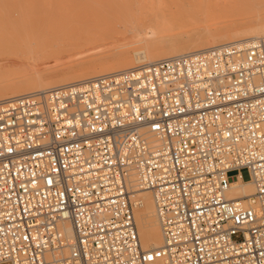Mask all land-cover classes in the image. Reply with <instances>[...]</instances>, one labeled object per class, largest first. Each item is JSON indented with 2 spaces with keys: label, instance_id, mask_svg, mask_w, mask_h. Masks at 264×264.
I'll list each match as a JSON object with an SVG mask.
<instances>
[{
  "label": "built area",
  "instance_id": "1",
  "mask_svg": "<svg viewBox=\"0 0 264 264\" xmlns=\"http://www.w3.org/2000/svg\"><path fill=\"white\" fill-rule=\"evenodd\" d=\"M0 264H264V35L0 100Z\"/></svg>",
  "mask_w": 264,
  "mask_h": 264
},
{
  "label": "rangeland",
  "instance_id": "2",
  "mask_svg": "<svg viewBox=\"0 0 264 264\" xmlns=\"http://www.w3.org/2000/svg\"><path fill=\"white\" fill-rule=\"evenodd\" d=\"M113 1L114 0H80L76 3L74 0H0V83L6 80L18 82V80L21 81L26 79L32 72V70L30 71L24 67L26 62H29L31 54L32 56L36 55V60H39L38 63L36 61L38 64L37 71L44 81L50 79L59 80L63 78V76L69 77L70 74L71 76L80 74L82 72L81 67L98 64L97 62L93 63V60L98 61L101 59L102 63L105 65L113 64L115 62V51H113L112 47L129 38V36L133 40L140 39L139 36L142 34L147 39H151L150 37L160 38L161 36L172 35V33L178 32L180 28L185 26H187V32L189 34L199 30L202 25L215 23L213 25L214 27L229 23L226 19L225 22H223L224 19L209 21V18H213L209 17L211 14L209 11L214 10L213 6L200 3V0H195L198 2L196 8L193 6L195 9L193 10V8H190L192 10L189 9V11L188 7L184 6V4H193V0H162V2L161 0H129L130 2L127 0L126 4L130 5L128 6L129 8H124L127 5L122 8V5L117 7L118 4H121L120 1L115 0L117 6L113 4ZM116 2H118V4ZM91 3L95 4L96 8L93 5L90 6ZM174 3H176V5ZM71 7L73 8V15L82 16L86 14V16H89L92 14L95 22L84 21L80 19V17L76 19L77 21L68 20L67 18ZM202 7H204L203 10ZM203 11L204 16L202 15ZM206 12L207 14H205ZM20 17L25 20L23 25V20L20 19ZM193 18L196 19L194 20ZM198 18L200 19L199 21ZM45 19L49 25L44 27L43 20ZM130 19L131 21H129ZM201 19L208 21L203 22ZM36 21L39 23H37V26ZM32 22L33 24L35 22V25H33ZM110 27H113V29ZM116 27L118 28L116 29ZM23 29H26V31ZM123 32H125V34ZM145 32L146 34H144ZM159 32L162 33L160 34ZM204 36L205 35H199L196 39H203ZM8 38L10 40H8ZM183 38H177L178 42L176 45L187 44L189 42L186 37L184 40ZM113 41L116 42L114 43ZM2 43H8L7 45L10 43V46L6 47V45ZM27 51L31 53L28 54ZM129 55L131 56L129 58L133 60L134 56L132 54ZM138 64L139 63H135L134 65ZM70 65L75 68L67 69ZM64 72L70 74L68 75ZM4 78L7 79L5 80Z\"/></svg>",
  "mask_w": 264,
  "mask_h": 264
},
{
  "label": "bare ground",
  "instance_id": "3",
  "mask_svg": "<svg viewBox=\"0 0 264 264\" xmlns=\"http://www.w3.org/2000/svg\"><path fill=\"white\" fill-rule=\"evenodd\" d=\"M78 1H80V0H74V2H76V3H78ZM116 1H120V3H121V4H118V2H116L118 4V6H117L115 4V0H114L113 4H115L117 7H119V5H122L121 6V8H122L123 6L127 5L124 8H129L128 6H130V5L126 4L127 0H123V1L116 0ZM161 2H162V0H161ZM193 2H194L193 3L194 5L191 3H185L184 4V6L188 7V11L190 8H193V10L196 8V4L198 2L195 0H193ZM199 2L213 6V9H214L213 11H211L209 9L210 10L209 13H211L209 17H213V18H209V21H211V20L213 21L216 19H221V20L224 19L223 22H225V19H226V21L228 20L229 23H226V24H223L220 26L219 25L214 26V27H213V25L215 23L202 25V27H200L199 30H196V31L189 33V34L187 32V26H185V27L180 28L178 32L172 33V35H167V36H163V37L161 36L160 38H155V37L153 38V37L149 36L151 39H147L142 34L139 36L140 39L133 40L129 36V38L121 41L117 45L113 44L114 46L112 48H113V51H115L114 52L115 62L113 64L105 65L104 63H102L101 59H99L98 61L93 60L92 61L93 63L97 62L98 64L90 65L88 67H81L82 72L80 73V71H79L80 74H78L76 76H71V74L69 73L71 77L70 76L69 77L63 76V78H61L59 80H57V79L51 80L50 79V80L44 81V79H42V77H40V75L38 74V71H37V67H38L37 63L39 60L38 61L36 60V55L32 56V54H31V56H30L31 58L29 57V62H26V65L24 67L26 69H29L30 71L32 70V72L24 80L19 81L17 79L18 82L6 80L8 77L6 79L4 78L6 81L3 83H0V100L5 99V98H10V97H15V96H21V95H25V94L33 93V92H42V91H45L47 89H50V88H53V87H56L59 85H64L67 83H72V82H76L79 80L96 77L99 75H105V74H110V73H114V72L127 70V69H130V68L136 66V65H134L135 63L147 64V63L158 62L161 60L175 59V58L181 57L183 55H187L189 53L196 52V51L203 50V49H207V48L214 47L217 45L234 43V42H241V41H245V40H253L255 38H258V37L264 35V0H200ZM96 3H98V2H96ZM110 3H112V2H110ZM151 4H153V3H151ZM174 4L176 5V3H174ZM179 4H180V1H179ZM92 5L96 8L95 4L91 3L90 6H92ZM100 5H99V7H100ZM193 6H195V8ZM152 7H154V6H152ZM181 7H183V6H181ZM203 8L204 7H202V10H203ZM190 10H192V9H190ZM125 12H128V11H125ZM203 14H204V11L202 12V15ZM205 14H207V12ZM89 16H86V14L82 15V16H78V15L75 16V15H73V8L71 7L70 11H69V16L67 19L70 21H72V20L74 21L78 17H80V19H82L84 21H88V22L90 21V22L94 23L95 20H94V17L92 16V14H90ZM20 19L23 20V22H22V25H23L25 20H24V18H21V17H20ZM112 19H111V21H112ZM199 20L200 19L198 18V21ZM201 20H203V22L208 21L205 19H201ZM129 21H131V19ZM43 22H44V25H43L44 27L46 25H49V23H47L46 19L43 20ZM37 23L38 22L36 21V26H37ZM148 23H149V21H148ZM159 23H160V21H159ZM32 24H33V22H32ZM33 25H35V22ZM110 26H111V24H110ZM110 28L113 29V27H110ZM117 28L118 27H116V29ZM120 29H121V27H120ZM125 29H126V27H125ZM147 29H148V27H147ZM23 30L26 31V29H23ZM123 33L125 34V32H123ZM115 34H116V32H115ZM144 34H146V32ZM120 35H122V34H120ZM154 35H155V33H154ZM199 35H205V36L203 39L200 37L202 40L201 39L198 40L199 38L196 39V37ZM104 37H105V35H104ZM116 37L118 38L117 35H116ZM183 37L184 38L186 37L187 40H189V42L187 44L176 45V43L178 42L177 38H183ZM20 38H19V41H20ZM184 38H183V40H184ZM11 39H12V37H11ZM8 40H10V39L8 38ZM108 40H107V42H108ZM118 40H120V39H118ZM113 42L115 43L116 41H113ZM14 43H16V42H14ZM182 43H186V42H182ZM2 44H5L6 47L10 46V43H9V45H7L8 43L7 44L2 43ZM4 46H3V49H4ZM30 53L31 52H28V54H30ZM129 54H132L134 56L133 60L129 58V57H131ZM61 56H63V55H61ZM36 61H37V63H36ZM89 61H91V60H89ZM110 61H111V58H110ZM70 64H71V62H70ZM86 64H88V63H86ZM72 68H75V67H73L72 65L67 67V69H72ZM66 72H64V73H66ZM76 72H78V71H76ZM66 74H68V73H66ZM10 76H12V75H10ZM254 191H255V187H254L253 183L251 181H249L247 177L241 176L240 178H238V180L234 181L231 184V187L227 192V197L230 200L245 201V199H247L251 195H253ZM132 197H133V199L140 201V204L134 210V216H135V223H136L137 232H138V235L140 238L142 249L144 251H147L150 249L160 247L162 245V242H163V236H162L161 227H160L157 215H156L155 203H154V198H153L152 193L149 190L139 189L137 187V185L134 184ZM66 232L68 235H70V236L72 235L71 226L67 223H66Z\"/></svg>",
  "mask_w": 264,
  "mask_h": 264
}]
</instances>
